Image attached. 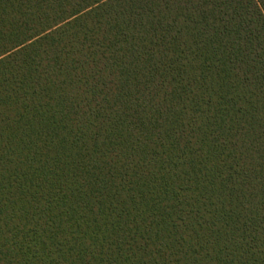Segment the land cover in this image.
<instances>
[{
    "label": "trees",
    "instance_id": "trees-1",
    "mask_svg": "<svg viewBox=\"0 0 264 264\" xmlns=\"http://www.w3.org/2000/svg\"><path fill=\"white\" fill-rule=\"evenodd\" d=\"M0 264H264V4L0 0Z\"/></svg>",
    "mask_w": 264,
    "mask_h": 264
},
{
    "label": "snow or ice",
    "instance_id": "snow-or-ice-1",
    "mask_svg": "<svg viewBox=\"0 0 264 264\" xmlns=\"http://www.w3.org/2000/svg\"><path fill=\"white\" fill-rule=\"evenodd\" d=\"M260 3H261V4H264V0H260Z\"/></svg>",
    "mask_w": 264,
    "mask_h": 264
}]
</instances>
